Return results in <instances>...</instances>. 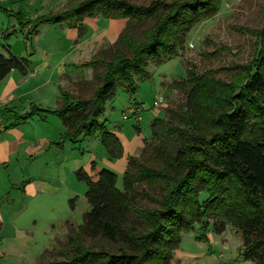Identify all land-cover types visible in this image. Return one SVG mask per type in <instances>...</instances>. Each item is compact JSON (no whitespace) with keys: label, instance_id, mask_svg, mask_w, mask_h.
I'll list each match as a JSON object with an SVG mask.
<instances>
[{"label":"trees","instance_id":"obj_1","mask_svg":"<svg viewBox=\"0 0 264 264\" xmlns=\"http://www.w3.org/2000/svg\"><path fill=\"white\" fill-rule=\"evenodd\" d=\"M220 2L75 0L63 11L28 20L34 29L64 24L78 37L86 32V17L126 24L114 45L90 61L93 78L77 82V97L60 88L55 110L33 108L18 119L54 115L63 140L97 136L109 159L121 158L119 139L99 122L105 102L117 87L135 94V79L148 78L150 64L175 56L195 25L217 14ZM260 37L255 58L235 66L229 82L187 71L178 83L183 103L151 121V142L128 158L121 191L112 171L102 169L96 181L76 171L89 209L78 231L70 227L65 241H56L39 264H170L182 235L210 221L217 235L227 225L238 231L243 259L264 264V30ZM3 48L0 81L12 70L26 75L29 60ZM202 192L207 199L200 202Z\"/></svg>","mask_w":264,"mask_h":264},{"label":"rangeland","instance_id":"obj_2","mask_svg":"<svg viewBox=\"0 0 264 264\" xmlns=\"http://www.w3.org/2000/svg\"><path fill=\"white\" fill-rule=\"evenodd\" d=\"M74 1L30 0L10 12L4 11L10 7V1L0 2V54H7L3 48L6 45L14 56L29 60L28 75L12 70L0 81V98L12 96L0 106V123L3 127L20 123L22 130L33 131L50 142L47 152L32 163L22 147L19 152L10 151L8 141L13 138H0V229L4 222L18 229L16 238L2 243L0 264H25V258L41 246L51 250L57 247L56 240L65 241L70 227L78 231L89 206L84 198L86 185L77 180V170L92 181L97 180L102 169L112 171L117 176L116 188L122 190L124 171L118 160L137 157L143 145L151 142V121L164 118L168 109L183 103L184 93L178 83L186 78L187 71L197 75L210 73L229 82L235 66L254 59L262 41L264 0H221L217 14L195 25L175 56L160 64H150L148 78L135 79V94L117 87L105 102L99 122L116 134L123 145L122 157L109 159L97 136L63 140V126L54 115H48L44 121L36 116L18 119L33 108L55 110L60 87L77 97V81L93 78L90 61L99 51L111 48L125 27V19L86 17L82 22L86 32L78 37L76 30L64 24H43L34 29L27 23L63 11ZM133 1L142 5L150 2ZM18 12L23 17L20 20ZM69 78L75 82L67 86ZM154 101H160L158 107H154ZM132 107L139 109L138 121L129 115L122 118ZM28 179L41 182L45 191L28 190L24 195L22 187ZM206 199L202 192L199 201ZM69 200H73V208ZM241 249L238 231L227 225L217 235L210 221L205 228L194 225L193 231L182 235L171 264H251L243 259Z\"/></svg>","mask_w":264,"mask_h":264},{"label":"crops","instance_id":"obj_3","mask_svg":"<svg viewBox=\"0 0 264 264\" xmlns=\"http://www.w3.org/2000/svg\"><path fill=\"white\" fill-rule=\"evenodd\" d=\"M0 2H5V1H0ZM28 2H30V0H17L16 2L14 0L13 1L10 0V2H9L10 7L4 11L10 12L13 7H15V9H17V8L19 9L22 6H16V5L22 4V3H28ZM1 29L2 28L0 27V34H1ZM70 30H75V29H70ZM28 74L29 73L27 70L26 75H28ZM26 75H24V76H26ZM73 82H75V81H72L69 78L65 84L67 86H69L70 83H73ZM60 88L64 90V88H62V87H60ZM8 98H12V96L9 94L6 97H1L0 98V106L2 104H6L9 100ZM57 105H58V102H57ZM17 125L18 126L16 128L5 130V131L4 130L0 131V138L1 137H4L1 139H5L6 137L7 138H13L12 141H8L9 142L8 144L11 148L10 151L19 152L20 148L22 147L23 153H27V156L30 157L31 162L33 163V160L36 157L39 158L41 155H43V153L47 152L49 145H50V142H49V140H47L46 138H43L42 136L33 134V131L30 132L27 129L22 130L21 129L22 125L20 123H18ZM23 126H25V125H23ZM25 128H27V127L25 126ZM63 131H64V128H63ZM114 135H116V134H114ZM121 145H122V143H121ZM122 148H123V145H122ZM127 160L126 159H121V160L119 159L118 160L119 168L121 167L122 171H124L126 168ZM22 188H23L22 193L24 195H26L28 190H33V193H40L42 191H45V186L41 182H38L35 180H30V179L25 181ZM17 232H18V229L16 231L15 227H13V225L10 222H4L2 224L1 229H0V259L3 257L2 250L4 249V247H3L2 243L5 244L7 240L9 241V240H13L14 238H16ZM56 241H58V240H56ZM45 251H49V250L47 249L46 246H41L39 249H37L36 252H34V255L25 258V260H26L25 264H39L40 257ZM171 262H172V260H171ZM171 262H170V264H171ZM177 262H180V260H177Z\"/></svg>","mask_w":264,"mask_h":264},{"label":"built area","instance_id":"obj_4","mask_svg":"<svg viewBox=\"0 0 264 264\" xmlns=\"http://www.w3.org/2000/svg\"><path fill=\"white\" fill-rule=\"evenodd\" d=\"M0 1H10V0H0ZM159 103H160V101H154V103H153L154 107H158L159 106ZM128 115L130 117H133L136 121H138L139 120V109L136 108V107L129 108L128 109V114L127 115H124L122 118L123 119H127L128 118ZM2 128L3 127H2V125L0 123V131H2Z\"/></svg>","mask_w":264,"mask_h":264}]
</instances>
